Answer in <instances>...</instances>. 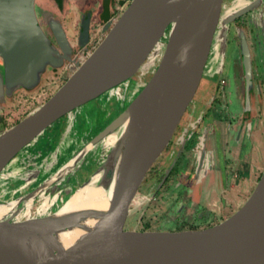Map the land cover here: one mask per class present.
<instances>
[{"label":"water","instance_id":"obj_1","mask_svg":"<svg viewBox=\"0 0 264 264\" xmlns=\"http://www.w3.org/2000/svg\"><path fill=\"white\" fill-rule=\"evenodd\" d=\"M51 4L62 9L66 0H0V104L37 90L71 61L64 84L0 132V206L7 208L0 216V264H264V170L245 203L211 228L126 229L133 197L192 100L210 50L224 43L240 11L223 9V0H133L78 61L70 60ZM80 29L83 45L88 20ZM157 59L132 102L93 138L76 144L82 108ZM111 135L115 141L107 144ZM98 156L99 168L82 187L100 188L104 201L73 207L41 202Z\"/></svg>","mask_w":264,"mask_h":264},{"label":"flooded vegetation","instance_id":"obj_2","mask_svg":"<svg viewBox=\"0 0 264 264\" xmlns=\"http://www.w3.org/2000/svg\"><path fill=\"white\" fill-rule=\"evenodd\" d=\"M67 1V10L57 9L58 20L71 49L70 60L81 61L119 17L120 4L118 0ZM222 8L240 12L227 27L224 43L210 50L192 100L133 197L128 209V230L182 232L211 228L244 204L263 173L264 0H223ZM87 20L88 35L81 45L80 27ZM46 35L58 48L48 27ZM158 62L159 59L154 63L146 61L142 72L105 95V100L116 101V106H103L94 118L88 117L82 130L75 131V143L89 141L123 111L143 89ZM69 66L71 61L64 60L57 77L28 98L40 105L46 102L67 80ZM11 98L5 97L4 102ZM2 121L0 116V124ZM63 156L64 150L54 159V168ZM99 157L95 159V171L100 166ZM95 171L84 181L72 176L41 202L62 206Z\"/></svg>","mask_w":264,"mask_h":264},{"label":"rangeland","instance_id":"obj_3","mask_svg":"<svg viewBox=\"0 0 264 264\" xmlns=\"http://www.w3.org/2000/svg\"><path fill=\"white\" fill-rule=\"evenodd\" d=\"M60 71H61V69H60ZM60 71H58V73ZM58 73L55 74V75H47L44 78V80L42 82V85L37 90H35L33 92L20 91V92L16 93L15 95H13L11 99L6 100L4 103L0 104V116H1V118L3 120L2 123L0 124V132L4 128L11 127V125H13L14 122H16V120L22 118V116L24 114H26L27 112L28 113L31 112L34 108H36V107H38L40 105L36 101H33L31 98L29 99L28 97L38 93L39 90L47 82H49L50 80H53L54 78H56ZM147 78L149 79L150 76H148ZM24 100L25 101L27 100V102L23 103L22 105L21 104L18 105V102H21V101L24 102ZM31 100H32V102H31ZM40 100L38 99V101H40ZM114 105L116 106V101L111 102V103L107 102L105 100V95H102L98 100L89 102L87 105H85L82 108V111L80 112V114L77 115L76 122L74 124L75 125V130L77 132L81 131L82 127L85 126V120L88 117L89 118H92V117L94 118L96 113L98 112V110H101V108L103 109V106H105L106 108H110V107H114ZM51 134L54 135V138H56V136L58 134V131L56 129L55 130L52 129ZM94 163H95V159L94 158L91 157V158L87 159L86 163L84 165H82L80 170H77L75 172L76 174L73 176V178L76 177L80 181H84L85 178H87L92 172L95 171ZM255 185H254V187L251 190H249L248 198L251 195L253 189L255 188ZM66 198H67V195H64L63 199L65 200ZM244 203H245V201H244ZM242 205H243V203H242ZM242 205H240V207ZM6 210L7 209H5V211ZM128 220H130V218H128ZM126 224H127V221H126ZM126 229H128L127 225H126Z\"/></svg>","mask_w":264,"mask_h":264},{"label":"bare ground","instance_id":"obj_4","mask_svg":"<svg viewBox=\"0 0 264 264\" xmlns=\"http://www.w3.org/2000/svg\"><path fill=\"white\" fill-rule=\"evenodd\" d=\"M115 141V135H111L107 138L106 143L111 144ZM99 176L94 177V181ZM105 195L100 188H96L93 185H87L77 190L65 203L66 207H73L79 205H94L104 201ZM6 207L0 206V216L5 212Z\"/></svg>","mask_w":264,"mask_h":264},{"label":"built area","instance_id":"obj_5","mask_svg":"<svg viewBox=\"0 0 264 264\" xmlns=\"http://www.w3.org/2000/svg\"><path fill=\"white\" fill-rule=\"evenodd\" d=\"M133 0H118L120 11L122 12Z\"/></svg>","mask_w":264,"mask_h":264},{"label":"crops","instance_id":"obj_6","mask_svg":"<svg viewBox=\"0 0 264 264\" xmlns=\"http://www.w3.org/2000/svg\"><path fill=\"white\" fill-rule=\"evenodd\" d=\"M50 8L52 9V11H54L55 15L58 17L60 14L58 13L57 11V7H56V4H51L50 5ZM68 9V1L66 0V4L64 6V10H67ZM64 13V12H63ZM62 14V13H61Z\"/></svg>","mask_w":264,"mask_h":264}]
</instances>
